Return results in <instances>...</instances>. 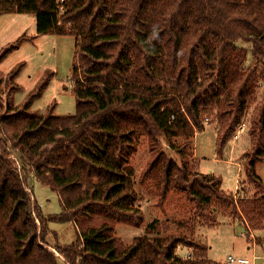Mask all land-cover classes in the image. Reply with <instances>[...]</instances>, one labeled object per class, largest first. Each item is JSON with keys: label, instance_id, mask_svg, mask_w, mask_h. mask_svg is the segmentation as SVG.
Masks as SVG:
<instances>
[{"label": "trees", "instance_id": "trees-1", "mask_svg": "<svg viewBox=\"0 0 264 264\" xmlns=\"http://www.w3.org/2000/svg\"><path fill=\"white\" fill-rule=\"evenodd\" d=\"M4 13L34 15L37 34L74 38L76 110L63 116L53 113V105L43 114L31 111L51 71L19 105L12 104L11 94L22 64L5 78L0 264H58L61 257L67 264H221L187 235H143L127 246L114 236L111 222L143 221L133 206L129 165L139 136L152 149L162 138L179 156L177 164L156 150L141 173V182L155 181L161 200L173 189L195 204L208 226L215 218L207 207L216 203L246 229H264V187L255 171L264 159V89L251 120V157L243 163L254 186L251 200L237 202L219 179L191 173L187 158L204 117L214 111L221 152L264 80V0H0ZM25 40L32 37L22 35L5 46L0 60ZM240 41L251 48L246 68L248 50L237 46ZM175 138L183 142L177 145ZM29 173L58 194L59 214H44L25 184ZM95 217L103 222L83 223ZM49 222L77 225L74 243L49 244ZM179 247L191 252L182 257Z\"/></svg>", "mask_w": 264, "mask_h": 264}, {"label": "rangeland", "instance_id": "rangeland-1", "mask_svg": "<svg viewBox=\"0 0 264 264\" xmlns=\"http://www.w3.org/2000/svg\"><path fill=\"white\" fill-rule=\"evenodd\" d=\"M32 37L23 41L18 48L9 51L0 60V103L5 105L9 90L5 78L18 64H22L15 77L18 89L11 94L13 105L24 102L44 78L46 71L53 72L41 94L34 99L31 111L43 114L53 105L55 115L75 113L76 102L71 78L72 65L75 63V40L69 35L37 34L35 16L22 13H4L0 15V51L8 44L15 42L20 36ZM237 46L246 47L247 60L243 63L246 68L251 65V48L249 44L237 42ZM256 94L248 103L247 110L241 116L239 123H245L246 129L237 140L232 136L224 144L221 152L217 149V122L215 111L204 117V130L195 135L188 150V169L191 173L199 172L210 175L221 181V187L226 194L236 196L235 201L251 200L254 186L246 178L243 163L251 157V138L249 131L254 110L261 101L263 90L259 87ZM3 111V110H1ZM205 119H209L206 124ZM236 129V128H235ZM136 151L129 162L133 169L132 184L136 194L134 207L143 215L141 225L136 226L125 222H111L114 236L124 245H129L135 237L164 236L166 234L187 235L206 246V256L209 260L221 264L227 263V258L247 259L249 264H261V259L255 256L264 255V229H252L250 232L243 227L244 223L232 215L230 209H221L216 203L207 207V212L214 216L215 223L208 226L202 222L195 212V204L188 200L184 193L173 189L168 191L164 200L159 197L158 186L151 177L140 181L143 170L151 162L156 150L163 152L167 158L180 164L179 156L168 148L162 138H158L155 149L149 145L147 137H136ZM175 144H181L183 139L175 138ZM156 146V145H155ZM255 171L264 187V159L256 164ZM25 184L44 214H59L61 204L58 194L49 186L40 183L31 173ZM103 219L95 217L83 223L97 226ZM153 223L151 229L148 226ZM84 224V225H85ZM245 226V225H244ZM251 227V225H249ZM51 233L47 236L49 244L55 241L62 245H70L77 238L78 227L73 222H49ZM54 234L56 236L54 237ZM54 251L53 249H51ZM56 255L60 256L56 251ZM177 254L186 257L190 249L179 247ZM58 264H67L63 258Z\"/></svg>", "mask_w": 264, "mask_h": 264}, {"label": "built area", "instance_id": "built-area-1", "mask_svg": "<svg viewBox=\"0 0 264 264\" xmlns=\"http://www.w3.org/2000/svg\"><path fill=\"white\" fill-rule=\"evenodd\" d=\"M259 87L261 88V90L264 89V80L260 82ZM208 122H209V119H205V123L207 124ZM245 129H246V124L245 123H239L236 126L235 132L233 134V139L237 140L240 137V135L242 134L243 130H245ZM234 198H236V196H234ZM227 262L230 264H248L249 263V261L247 259H243V258L235 259L232 256H229L227 258ZM261 264H264V260L262 261Z\"/></svg>", "mask_w": 264, "mask_h": 264}, {"label": "crops", "instance_id": "crops-1", "mask_svg": "<svg viewBox=\"0 0 264 264\" xmlns=\"http://www.w3.org/2000/svg\"><path fill=\"white\" fill-rule=\"evenodd\" d=\"M197 134V133H196ZM248 230L251 232L252 231V228L248 227ZM255 230H258V229H255ZM260 230V229H259ZM258 257H260L261 259V262L264 260V255H261V256H255L256 259H258ZM227 261V260H226ZM249 261V260H248ZM228 263V262H227ZM249 264V263H248Z\"/></svg>", "mask_w": 264, "mask_h": 264}]
</instances>
